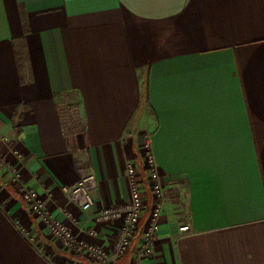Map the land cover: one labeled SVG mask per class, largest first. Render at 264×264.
Here are the masks:
<instances>
[{
  "label": "crops",
  "instance_id": "1",
  "mask_svg": "<svg viewBox=\"0 0 264 264\" xmlns=\"http://www.w3.org/2000/svg\"><path fill=\"white\" fill-rule=\"evenodd\" d=\"M66 94L81 115L69 131ZM147 137L164 210L142 264H264V0H0V264H95L53 239L12 170L110 251L121 220L94 216L127 203L128 163L145 179ZM83 168L97 181L87 212L61 191ZM144 198L113 264H133L147 183Z\"/></svg>",
  "mask_w": 264,
  "mask_h": 264
},
{
  "label": "built area",
  "instance_id": "2",
  "mask_svg": "<svg viewBox=\"0 0 264 264\" xmlns=\"http://www.w3.org/2000/svg\"><path fill=\"white\" fill-rule=\"evenodd\" d=\"M63 99L66 102V107L63 110V128L67 131L74 130L80 125V107L78 105L73 106V101L67 94L64 95ZM142 151L145 179L138 176L134 164L128 163L125 168V176L129 185L127 203L123 206L105 208L94 216V221L98 224L121 220L116 241L110 251L94 242L81 239L79 233L73 232L66 223L51 216L39 194L22 185L16 170H12L11 183L16 186L21 201L29 207L54 240L65 250L75 252L95 264H113L116 258L123 256L130 248V242L138 231L140 218L147 209L144 198V185L147 183L152 202L139 246L133 255V264H142L143 260L152 253L158 222L164 210V193L151 150L150 137L144 140ZM0 165L9 167V164L1 159ZM96 187L97 181L94 173L88 168H83L79 172L77 182L71 186L62 187L61 191L68 204L76 207L80 212H87L93 205L92 193ZM63 213L69 220L73 221L69 212L64 211ZM179 231L186 232L188 227L181 226ZM89 234L94 236L95 231L91 230Z\"/></svg>",
  "mask_w": 264,
  "mask_h": 264
},
{
  "label": "rangeland",
  "instance_id": "3",
  "mask_svg": "<svg viewBox=\"0 0 264 264\" xmlns=\"http://www.w3.org/2000/svg\"><path fill=\"white\" fill-rule=\"evenodd\" d=\"M74 105H76V103H75V102H73V106H74Z\"/></svg>",
  "mask_w": 264,
  "mask_h": 264
}]
</instances>
